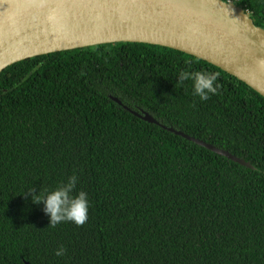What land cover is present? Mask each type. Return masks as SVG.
I'll list each match as a JSON object with an SVG mask.
<instances>
[{
  "label": "trees",
  "instance_id": "trees-1",
  "mask_svg": "<svg viewBox=\"0 0 264 264\" xmlns=\"http://www.w3.org/2000/svg\"><path fill=\"white\" fill-rule=\"evenodd\" d=\"M235 3L264 30V0ZM181 71L216 73L217 94L201 101L191 80L177 83ZM73 174L88 193L89 219L48 226L43 205L22 194ZM0 264H264V97L208 62L147 44L8 67L0 74Z\"/></svg>",
  "mask_w": 264,
  "mask_h": 264
},
{
  "label": "water",
  "instance_id": "water-1",
  "mask_svg": "<svg viewBox=\"0 0 264 264\" xmlns=\"http://www.w3.org/2000/svg\"><path fill=\"white\" fill-rule=\"evenodd\" d=\"M165 47L199 58L264 97V30L236 3L222 0H0V74L39 56L100 45ZM161 126L241 166L252 165L182 131Z\"/></svg>",
  "mask_w": 264,
  "mask_h": 264
},
{
  "label": "clouds",
  "instance_id": "clouds-1",
  "mask_svg": "<svg viewBox=\"0 0 264 264\" xmlns=\"http://www.w3.org/2000/svg\"><path fill=\"white\" fill-rule=\"evenodd\" d=\"M217 74L208 71H181L177 83L192 81L194 96L201 101H207L210 95H215L220 88ZM78 177L73 174L67 180L52 190H36L33 186L25 189L22 195L30 197L34 204H42V211L49 217V225L55 227L62 222H72L77 226L84 225L89 219L90 200L84 190H76ZM66 248L61 245L55 250L57 257L64 256Z\"/></svg>",
  "mask_w": 264,
  "mask_h": 264
},
{
  "label": "built area",
  "instance_id": "built-area-1",
  "mask_svg": "<svg viewBox=\"0 0 264 264\" xmlns=\"http://www.w3.org/2000/svg\"><path fill=\"white\" fill-rule=\"evenodd\" d=\"M228 2H234V3H235V0H230V1H228Z\"/></svg>",
  "mask_w": 264,
  "mask_h": 264
}]
</instances>
